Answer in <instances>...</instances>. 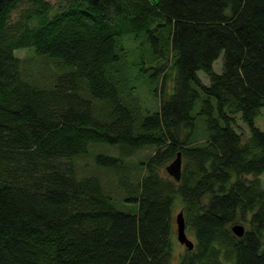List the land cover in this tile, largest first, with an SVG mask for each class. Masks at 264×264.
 Masks as SVG:
<instances>
[{
	"label": "trees",
	"instance_id": "1",
	"mask_svg": "<svg viewBox=\"0 0 264 264\" xmlns=\"http://www.w3.org/2000/svg\"><path fill=\"white\" fill-rule=\"evenodd\" d=\"M123 37L148 50L138 71L155 109L126 86ZM16 48L48 58L52 81L25 77ZM262 108L264 0H0V264H172L176 199L193 247L173 264H264ZM94 143L118 147L93 161L114 172L122 207L76 175ZM144 146L132 180L127 158ZM178 151V180L156 171Z\"/></svg>",
	"mask_w": 264,
	"mask_h": 264
},
{
	"label": "rangeland",
	"instance_id": "2",
	"mask_svg": "<svg viewBox=\"0 0 264 264\" xmlns=\"http://www.w3.org/2000/svg\"><path fill=\"white\" fill-rule=\"evenodd\" d=\"M50 2L54 3L55 0H49ZM17 10L14 9L12 15H16ZM128 38L123 37V44L125 46V55L122 60V65L126 68L125 76L127 78L126 86L132 87L134 86V92L132 93L134 97H137V101H139L140 106L146 110L155 109L158 105V99L152 94L149 90L147 82L145 80V76L142 75L138 68L141 65H149L151 61L149 60L148 50L136 46L135 41H128ZM126 40V41H125ZM14 53L20 57L21 59V67L23 68V74L25 77H29L37 84H48L52 81L53 76L57 73L58 68L55 67L51 63V61L44 57V56H37L30 48H16ZM164 62V59H161L159 62ZM160 64V63H158ZM213 69L217 72L221 70V55L214 60L213 62ZM198 75L202 78L205 83L209 82L208 76L202 71L198 70ZM171 84V80L167 79V88ZM94 102V114L98 115L101 111V105H103L102 101L93 100ZM199 105V101L196 102L194 107V111L197 110ZM235 124L234 126L236 129L244 136L248 132V128L246 124L236 115L235 117ZM255 124L262 129H264V108L261 109L259 115L255 119ZM197 132V134L195 133ZM195 138L197 141H201L204 139V132L202 130L201 121L198 120V128L195 131ZM196 139H194L195 141ZM95 151H103L111 154H116L118 151V147L115 145H109L106 143H94L90 145L89 152L87 154H81L76 156L74 159V166L76 170V175L78 177L83 175H90L94 174L98 177L101 185L103 186V190L111 195L115 199V205L118 207H122V200L123 193L120 190L119 186L116 183L115 174L112 170L108 168H103L95 165L93 161V153ZM153 152L152 146H144L142 148L137 149L131 155L128 156L127 161L131 166V178L132 180L137 179L143 172L144 169H141L133 164L137 163L139 160L145 161L147 157ZM182 163V161H181ZM167 163L157 166L155 169L161 175H170L166 169L165 165ZM171 176V175H170ZM253 176L247 175L246 178H252ZM259 178L264 186V171L259 174ZM181 209V201L180 199H176V203L174 206V211H172V221L173 227L175 228L174 216L176 212ZM233 223H241L244 228L248 227V223L241 220L239 216L236 217L234 222H231L229 226ZM186 235L193 239L192 232L185 228ZM185 246L182 243H179L175 237V229L172 234V252H171V263H176L180 259L181 253L185 250ZM224 260V259H223ZM224 264H232L230 258H225L223 261Z\"/></svg>",
	"mask_w": 264,
	"mask_h": 264
},
{
	"label": "water",
	"instance_id": "3",
	"mask_svg": "<svg viewBox=\"0 0 264 264\" xmlns=\"http://www.w3.org/2000/svg\"><path fill=\"white\" fill-rule=\"evenodd\" d=\"M165 169L174 179H179L181 172V157L179 151L176 153V156L165 165ZM174 222L177 241L182 243L185 248L191 249L193 247V241L186 235L182 209L176 212ZM231 230L234 234L241 235L244 232V226L241 223H233L231 225Z\"/></svg>",
	"mask_w": 264,
	"mask_h": 264
}]
</instances>
